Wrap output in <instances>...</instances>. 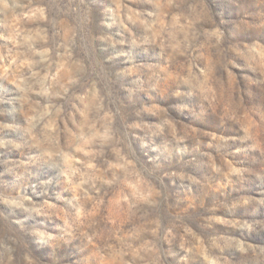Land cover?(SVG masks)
I'll return each instance as SVG.
<instances>
[{
	"label": "rangeland",
	"instance_id": "374dc122",
	"mask_svg": "<svg viewBox=\"0 0 264 264\" xmlns=\"http://www.w3.org/2000/svg\"><path fill=\"white\" fill-rule=\"evenodd\" d=\"M0 264H264V0H0Z\"/></svg>",
	"mask_w": 264,
	"mask_h": 264
}]
</instances>
